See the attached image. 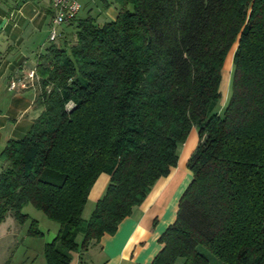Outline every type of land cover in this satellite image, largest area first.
Returning <instances> with one entry per match:
<instances>
[{"label": "trees", "instance_id": "obj_1", "mask_svg": "<svg viewBox=\"0 0 264 264\" xmlns=\"http://www.w3.org/2000/svg\"><path fill=\"white\" fill-rule=\"evenodd\" d=\"M116 18L61 31L36 58L40 109L0 153V224L25 203L59 224L46 264H70L177 166L191 180L149 264H264V0H113ZM80 12V11H79ZM78 15V14H77ZM232 58L222 115V72ZM108 185L87 221L100 175ZM28 234L41 236L36 221ZM81 236L80 243L77 237Z\"/></svg>", "mask_w": 264, "mask_h": 264}, {"label": "crops", "instance_id": "obj_2", "mask_svg": "<svg viewBox=\"0 0 264 264\" xmlns=\"http://www.w3.org/2000/svg\"><path fill=\"white\" fill-rule=\"evenodd\" d=\"M50 3L51 0H0V153L9 140L25 135L41 111L34 107L36 82L27 89L9 88L11 82L26 79L28 71L35 69L40 53L30 63L17 49L24 43L26 30L34 34L50 24ZM116 15V10L109 12L108 20H114ZM197 141L193 129L179 147L178 163L170 174L155 183L143 203L133 208L113 235L105 234L87 250L75 253L70 264L151 263L161 249L159 238L175 221L179 200L191 180L186 164ZM108 182L106 174L100 175L88 200L100 199ZM83 252L87 253L84 258Z\"/></svg>", "mask_w": 264, "mask_h": 264}, {"label": "rangeland", "instance_id": "obj_3", "mask_svg": "<svg viewBox=\"0 0 264 264\" xmlns=\"http://www.w3.org/2000/svg\"><path fill=\"white\" fill-rule=\"evenodd\" d=\"M78 2L81 9L77 15V20L90 17L94 20L96 25L100 26L109 21V12H113L116 9V4H114L113 0H78ZM49 31L50 24L48 26L45 25L42 31L37 30L34 34L31 33L30 30H26L22 36L24 43L21 44L22 47L20 46L17 49L18 53H22L30 63H33L35 55L42 53L45 47L50 44L48 41ZM61 31H63L64 34L68 33L69 35L67 38L70 39V41L73 40V33H75L74 28L63 25L58 28V34ZM55 41H58V38L55 39ZM24 74L22 75L24 76ZM231 74L232 58H228L222 72V82L220 86L221 98L211 108L210 114L216 113L222 115L230 97ZM24 93L31 95L30 91ZM3 165L4 162L0 160V172ZM95 204L96 202L93 201V199L87 200L82 213V219L84 221L90 218ZM21 212L26 215V219L23 223H19L9 214L0 224V264H46L44 246L54 239L58 232L59 224L48 219L42 211L34 208L29 202L24 204ZM33 220L37 222V227L42 232L41 236H32L28 234L31 221ZM81 238V236L77 237L78 243L81 242ZM205 253L208 255L209 264H222L210 253ZM82 254H84L82 258L87 256L86 252ZM74 256L75 253L72 254V258H74ZM182 263L183 260L178 259L174 264Z\"/></svg>", "mask_w": 264, "mask_h": 264}, {"label": "built area", "instance_id": "obj_4", "mask_svg": "<svg viewBox=\"0 0 264 264\" xmlns=\"http://www.w3.org/2000/svg\"><path fill=\"white\" fill-rule=\"evenodd\" d=\"M52 17L50 21V31L48 41L53 42L58 37V28L66 26L74 22L77 14L80 11V4L78 0H51L50 3ZM38 81V77L34 69L28 71L26 79L11 82L9 89L19 87L20 89H27L32 87L35 82Z\"/></svg>", "mask_w": 264, "mask_h": 264}]
</instances>
